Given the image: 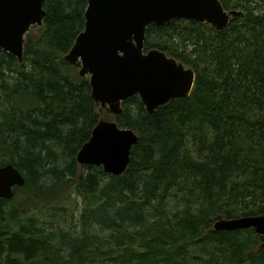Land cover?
<instances>
[{
    "label": "trees",
    "instance_id": "1",
    "mask_svg": "<svg viewBox=\"0 0 264 264\" xmlns=\"http://www.w3.org/2000/svg\"><path fill=\"white\" fill-rule=\"evenodd\" d=\"M221 2L242 12L222 31L189 19L148 27L145 51L175 57L196 82L154 114L138 96L120 115L104 109L139 135L118 176L77 162L101 119L89 78L64 59L85 29L86 0H45L23 62L0 49V165L25 178L0 200V264H264L255 229H214L264 215V0ZM72 192L82 234L57 242L31 212Z\"/></svg>",
    "mask_w": 264,
    "mask_h": 264
},
{
    "label": "water",
    "instance_id": "2",
    "mask_svg": "<svg viewBox=\"0 0 264 264\" xmlns=\"http://www.w3.org/2000/svg\"><path fill=\"white\" fill-rule=\"evenodd\" d=\"M85 29L64 59L80 65L90 80L92 97L102 109L123 113V102L138 96L154 114L172 100L194 90L196 72L160 49L145 51L150 25L189 19L222 31L242 12L227 10L221 0H86ZM45 0H0V49L24 60L26 35L43 26ZM2 76L0 73V84ZM139 135L116 121L100 119L77 155L81 166L102 167L105 174L121 175L129 167ZM25 178L13 164L0 165V199H12ZM255 229L264 236V215L220 218L217 231Z\"/></svg>",
    "mask_w": 264,
    "mask_h": 264
},
{
    "label": "rangeland",
    "instance_id": "3",
    "mask_svg": "<svg viewBox=\"0 0 264 264\" xmlns=\"http://www.w3.org/2000/svg\"><path fill=\"white\" fill-rule=\"evenodd\" d=\"M40 27L36 26L32 28L37 31ZM106 109V108H105ZM98 112L100 118L112 121V116H106L104 109L99 106ZM81 169V165L78 164ZM80 170L78 169V172ZM67 194L66 198L60 201L58 204L45 205L37 208L31 215L38 220L40 225H45V229L49 233H53L56 236L58 242L62 235H68L69 240L82 234V220L80 218L81 211L83 209L82 197L76 192ZM92 231L94 234L103 235L100 232V227L93 222ZM90 227V229H91ZM71 236V237H70Z\"/></svg>",
    "mask_w": 264,
    "mask_h": 264
},
{
    "label": "flooded vegetation",
    "instance_id": "4",
    "mask_svg": "<svg viewBox=\"0 0 264 264\" xmlns=\"http://www.w3.org/2000/svg\"><path fill=\"white\" fill-rule=\"evenodd\" d=\"M0 200H2V199H0ZM3 200H6V199H3Z\"/></svg>",
    "mask_w": 264,
    "mask_h": 264
},
{
    "label": "bare ground",
    "instance_id": "5",
    "mask_svg": "<svg viewBox=\"0 0 264 264\" xmlns=\"http://www.w3.org/2000/svg\"><path fill=\"white\" fill-rule=\"evenodd\" d=\"M242 217V216H241ZM238 218V217H237ZM229 219V218H228Z\"/></svg>",
    "mask_w": 264,
    "mask_h": 264
}]
</instances>
